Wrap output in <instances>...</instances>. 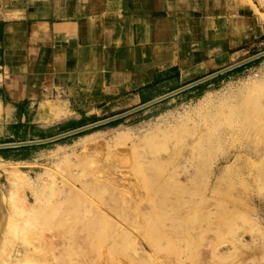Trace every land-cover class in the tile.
I'll return each instance as SVG.
<instances>
[{
	"label": "rangeland",
	"instance_id": "obj_1",
	"mask_svg": "<svg viewBox=\"0 0 264 264\" xmlns=\"http://www.w3.org/2000/svg\"><path fill=\"white\" fill-rule=\"evenodd\" d=\"M251 2L252 37L232 64L264 51V0ZM125 108L35 122V106L0 104V143L48 138ZM30 146L0 152V208L11 215L0 222V264H264V55L124 117ZM12 168L29 185L15 190ZM91 228L100 247L80 254L73 230ZM161 231L158 252L142 242L148 256L139 239Z\"/></svg>",
	"mask_w": 264,
	"mask_h": 264
},
{
	"label": "crops",
	"instance_id": "obj_2",
	"mask_svg": "<svg viewBox=\"0 0 264 264\" xmlns=\"http://www.w3.org/2000/svg\"><path fill=\"white\" fill-rule=\"evenodd\" d=\"M238 3L0 0V104L35 122L140 106L232 64L252 37Z\"/></svg>",
	"mask_w": 264,
	"mask_h": 264
},
{
	"label": "bare ground",
	"instance_id": "obj_3",
	"mask_svg": "<svg viewBox=\"0 0 264 264\" xmlns=\"http://www.w3.org/2000/svg\"><path fill=\"white\" fill-rule=\"evenodd\" d=\"M236 2H239L238 4H240L241 6H245V9H246V11H251V10H255V5L251 2L252 0H235ZM242 10V9H241ZM197 20V19H196ZM190 22V21H189ZM179 23V22H178ZM194 23V22H193ZM186 24V23H185ZM196 24V23H195ZM194 26V25H193ZM199 26V25H198ZM159 52V51H158ZM159 54V53H158ZM262 120V119H261ZM263 121V120H262ZM255 122H259V124L261 123L260 122V120L259 119H257V118H255L254 117V120H253V124L255 123ZM260 128L262 127L261 125L259 126ZM128 152V151H127ZM126 156H127V154H126ZM147 163V162H146ZM162 166V164L161 163H156V164H152V166H151V168L153 169V168H157V167H161ZM157 173H155V174H151L150 175V180H148V183H149V185L155 190L156 189V187H158V186H160V181H161V179H162V175H161V172L160 171H156ZM8 178L10 179V181L13 183V185H14V187L16 188L15 190H20L21 188H24L26 185H29V180H28V177L27 176H25L23 173H21L20 171H18V170H16V169H14V168H12V170H10L9 171V176H8ZM180 179V178H179ZM185 185V184H184ZM165 187H167V186H165ZM183 187V186H182ZM196 187V186H195ZM13 192V191H12ZM10 193V192H9ZM71 196L72 197H76V196H78L79 195V191L78 190H73L72 192H71ZM11 195H13L12 193L10 194V196ZM9 196V197H10ZM13 198H14V196H12ZM12 197H10V199L12 198ZM19 202H21V205H24V203H22V200H20V198H19ZM14 206V205H13ZM11 207H12V205H11ZM10 207V208H11ZM12 210L14 211V208L12 207ZM101 215L102 216H100V218H103V216H105L107 213L105 212V211H102L101 210ZM100 214V213H99ZM99 214H98V216H99ZM71 217L74 219L76 216H75V214H74V212H73V210L71 211ZM6 218V214H4V212H3V210L0 208V222H2L3 221V219H5ZM7 220H8V222H10V220H11V215L10 216H8V218H6ZM101 220V219H100ZM7 222V223H8ZM70 231V230H69ZM74 232H75V235H76V240L77 239H80V240H78L79 241V246H81V249H82V251H81V253L80 254H84V255H86V253H88L90 250H92L93 252L94 251H97V248L98 247H100L99 246V244L97 243V242H95V240L93 241L92 239H91V235H92V232H94V231H97V229L96 228H91L90 230H88L84 235H78L77 234V232L79 231V230H73ZM123 232H125V230H122ZM113 233H115V231H113ZM155 236L156 237H151V236H147V237H145V238H143V240L142 239H139L141 242H139L141 245V250L143 251V252H145V248L142 246V242L143 241H146V242H148L149 243V245H150V247H151V249H152V252L154 251V252H158V250L160 249V245H159V242L155 239V238H157V236H159V237H164L165 238V233L163 232V231H161V232H156V234H155ZM104 237V236H103ZM104 243H108V241H104ZM122 244L124 243V241L123 242H121ZM81 244H83V245H81ZM116 245H117V243H115ZM121 245V244H120ZM84 246H86V248H84ZM88 246H90V248H88ZM113 247V246H112ZM116 247H118V246H116ZM116 247H114V248H116ZM99 249V248H98ZM111 248L110 247H108V249L106 250L108 253H110V251L112 250H110ZM116 249H118V248H116ZM99 251V250H98ZM101 251V250H100ZM116 251V250H115ZM118 252H120L119 254H121V251H119V250H117ZM116 251V252H117ZM91 252V251H90ZM112 252H113V250H112ZM146 253V252H145ZM112 254V253H111ZM148 256H151L152 257V255L150 254V253H146ZM173 255V254H172ZM175 255V254H174ZM183 255V254H182ZM178 257H180V256H178Z\"/></svg>",
	"mask_w": 264,
	"mask_h": 264
},
{
	"label": "water",
	"instance_id": "obj_4",
	"mask_svg": "<svg viewBox=\"0 0 264 264\" xmlns=\"http://www.w3.org/2000/svg\"><path fill=\"white\" fill-rule=\"evenodd\" d=\"M262 55H264V51L260 52L258 54H255V55H253L251 57H248L246 59H243V60H241L239 62H236L234 64H231V65H229V66H227L225 68H222V69H220V70H218L216 72H213V73H211V74H209L207 76H204V77H202V78H200L198 80H195V81H193L191 83H188V84H186V85H184V86H182V87H180V88H178L176 90L168 92V93H166V94H164V95H162V96H160L158 98H155V99H153V100H151L149 102L141 104L140 106H137L135 108L127 110V111H125L123 113H120L118 115L111 116V117H108V118H105V119H102V120H99V121H96V122H93V123H90V124H87V125H83V126L75 128V129H71V130L59 133L57 135H54V136H51V137H48V138H43V139H38V140H27V141H20V142L0 143V149L17 148V147L30 146V145H35V144L48 143V142H52V141H55V140H58V139H61V138H64V137L79 133V132H83L85 130H88V129H91L93 127L105 124L107 122H110L112 120H115V119H118V118H121V117H124V116H126V115H128L130 113H133V112H135V111H137L139 109L145 108V107H147L149 105H152V104H154L156 102L164 100V99H166V98H168V97H170L172 95H175V94H177L179 92H182V91H184V90H186L188 88H191V87H193L195 85H198V84H200L202 82H205V81H207L209 79H212V78H214V77H216V76H218L220 74H223V73H225L227 71H230V70H232V69H234L236 67H239V66H241V65H243V64H245V63H247V62H249L251 60H254V59H256V58H258V57H260Z\"/></svg>",
	"mask_w": 264,
	"mask_h": 264
},
{
	"label": "trees",
	"instance_id": "obj_5",
	"mask_svg": "<svg viewBox=\"0 0 264 264\" xmlns=\"http://www.w3.org/2000/svg\"><path fill=\"white\" fill-rule=\"evenodd\" d=\"M258 60V59H257ZM256 61V60H255ZM30 147H33V146H23V147H17V148H5V149H0V152L2 153L3 151H7V150H15V149H20V150H24V149H28ZM3 157H8L7 155H2ZM16 159L18 158H21V157H14Z\"/></svg>",
	"mask_w": 264,
	"mask_h": 264
}]
</instances>
